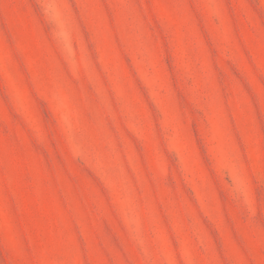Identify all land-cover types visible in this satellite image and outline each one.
<instances>
[{"label": "rangeland", "instance_id": "374dc122", "mask_svg": "<svg viewBox=\"0 0 264 264\" xmlns=\"http://www.w3.org/2000/svg\"><path fill=\"white\" fill-rule=\"evenodd\" d=\"M0 264H264V0H0Z\"/></svg>", "mask_w": 264, "mask_h": 264}]
</instances>
